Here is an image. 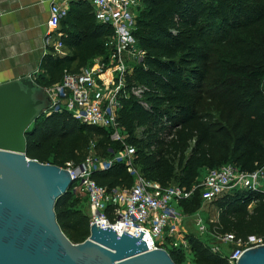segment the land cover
Wrapping results in <instances>:
<instances>
[{
	"label": "trees",
	"instance_id": "16d2710c",
	"mask_svg": "<svg viewBox=\"0 0 264 264\" xmlns=\"http://www.w3.org/2000/svg\"><path fill=\"white\" fill-rule=\"evenodd\" d=\"M141 1L132 36L146 56L125 80L127 89L146 87L148 107L132 96L121 99L117 121L127 135L124 143L111 140L103 128L78 123L66 111L52 112L28 128L25 155L61 168L78 165L88 157L91 137L97 136L98 157L111 158L130 145L135 174L187 190L205 167L228 161L252 171L264 165V0ZM59 32L68 53L42 58L38 85L41 78L44 86L57 83L64 70L78 71L108 54L105 40L112 28L95 20L87 0L69 3ZM253 161L261 165L248 168ZM135 174L124 161H116L91 177L110 191L130 188ZM77 195L72 184L54 205L56 221L72 243L89 236V213ZM213 203L218 216L211 231L231 232L242 240L264 237V193L233 190ZM250 203H255L252 210ZM202 204L196 189L178 201L185 215L195 214ZM106 216L112 220L109 210ZM185 240L195 264H228L194 234L187 233ZM166 250L182 264L185 248Z\"/></svg>",
	"mask_w": 264,
	"mask_h": 264
},
{
	"label": "built area",
	"instance_id": "2783aa9c",
	"mask_svg": "<svg viewBox=\"0 0 264 264\" xmlns=\"http://www.w3.org/2000/svg\"><path fill=\"white\" fill-rule=\"evenodd\" d=\"M70 1L73 0H50L46 21L49 34L58 29ZM87 1L95 20L112 28V35L105 40L109 52L106 56L94 58L78 71L64 70L59 82L43 86L50 99V107L44 111V115L66 111L78 123L103 128L108 131L111 140L124 143L127 135L117 121L121 99L132 96L148 107L143 97L146 87L133 85L127 89L125 75L130 74L133 67L123 60L128 55L139 63L146 56V51L137 46L132 36L143 4L141 0ZM61 45L58 41L54 48L58 50ZM133 154L134 148L125 144L124 149L111 158L88 156L78 165L68 163L64 169L73 181V192H82L88 199L89 229L92 224L102 228L121 224L117 234L125 232L133 237H138L140 231L144 230L142 240L148 250L188 247L186 232L182 227L185 215L178 207V201L189 198L195 189L203 203L213 202L233 190L264 193V165L252 171H243L231 163L223 164L210 170L187 190L178 185L163 187L135 174L131 166ZM116 161H124L128 171L135 174L134 183L128 189L117 187L107 191L91 176L94 171L108 169ZM107 210L112 220L106 216ZM194 215L196 233L205 236L209 232L207 225L201 217ZM212 235L221 244L232 247L225 254L218 246L209 247L212 253L224 257L228 264H237L244 250L264 244V237L249 236L242 240L231 232H219L216 228L212 230Z\"/></svg>",
	"mask_w": 264,
	"mask_h": 264
},
{
	"label": "water",
	"instance_id": "95a60500",
	"mask_svg": "<svg viewBox=\"0 0 264 264\" xmlns=\"http://www.w3.org/2000/svg\"><path fill=\"white\" fill-rule=\"evenodd\" d=\"M50 107L43 87L26 76L0 84V264H176L166 249L148 250L121 224H92L72 243L54 205L72 185L69 172L25 155V133ZM237 264H264V244L248 248Z\"/></svg>",
	"mask_w": 264,
	"mask_h": 264
},
{
	"label": "crops",
	"instance_id": "0c3cea01",
	"mask_svg": "<svg viewBox=\"0 0 264 264\" xmlns=\"http://www.w3.org/2000/svg\"><path fill=\"white\" fill-rule=\"evenodd\" d=\"M49 5L50 0H0V84L26 76L35 82V76L43 74L40 64L47 53H68L63 45L62 54L54 48L60 41V25L50 34L47 31Z\"/></svg>",
	"mask_w": 264,
	"mask_h": 264
},
{
	"label": "rangeland",
	"instance_id": "374dc122",
	"mask_svg": "<svg viewBox=\"0 0 264 264\" xmlns=\"http://www.w3.org/2000/svg\"><path fill=\"white\" fill-rule=\"evenodd\" d=\"M137 44V43H136ZM58 51V53L61 51H63V48H59V50H55ZM64 52H67V50H64ZM123 60H125L126 64L131 65L132 67H134L136 64L134 59L131 58L128 55H125ZM132 72V69H131ZM38 80V79H37ZM45 80L41 78L40 80H38L39 84L41 86H44L45 84ZM263 86H264V81H263ZM166 131V130H165ZM168 136H166V139H169V131L167 130ZM175 134V130L172 131V135ZM97 140V136H92L91 137V142H90V147H89V153L88 156H98L99 155V151L97 149V146H95ZM189 151V150H188ZM228 161L223 162V163H219L218 165H212L210 167H205L202 168L199 172L198 175V180L196 181V183H198L201 179H203V177L212 169H215L223 164H227ZM261 165L260 163H257L256 161H253L251 163H249L248 168L250 167H254V166H258ZM176 183L173 182L172 185H175ZM77 197L80 199V206L83 207L85 209V211L87 213H90V209H89V203L87 200V197L82 193V192H78ZM173 205L176 206V203L173 202ZM255 203H250L248 205V209L252 210V208L254 207ZM196 217H201L204 221V223L207 225V227L209 228V232L205 235V236H198L196 233V226L194 224L193 218L195 215H185L184 216V228L188 233H192L195 236L199 237V239L207 246V247H212V245L214 246H218V248L220 249L222 254H225L227 252H229L231 250V246L229 245H223L221 244L219 241L216 240V238L212 235V231H211V224L213 222H215L217 220V216H218V209L216 207V205L213 202H204L203 206L197 210L196 212ZM217 254V253H216ZM219 255V254H218ZM182 264H195V258L193 257V255L188 251V248H186V254H185V258L184 261L182 262Z\"/></svg>",
	"mask_w": 264,
	"mask_h": 264
}]
</instances>
